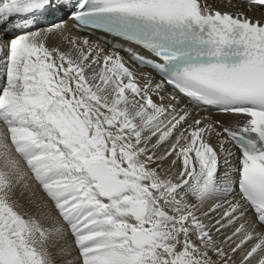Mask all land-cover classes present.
I'll list each match as a JSON object with an SVG mask.
<instances>
[{
  "label": "snow or ice",
  "instance_id": "snow-or-ice-1",
  "mask_svg": "<svg viewBox=\"0 0 264 264\" xmlns=\"http://www.w3.org/2000/svg\"><path fill=\"white\" fill-rule=\"evenodd\" d=\"M58 259L264 264V0H0V264Z\"/></svg>",
  "mask_w": 264,
  "mask_h": 264
},
{
  "label": "bare ground",
  "instance_id": "bare-ground-1",
  "mask_svg": "<svg viewBox=\"0 0 264 264\" xmlns=\"http://www.w3.org/2000/svg\"><path fill=\"white\" fill-rule=\"evenodd\" d=\"M218 7H219V9H222V10H225V11H233V12H235V11H239V10H243V8H244L243 5H241V6H239V7H228V8H226V7H224L222 4L218 5ZM249 15H256V16H259V15H261V13H260V12L249 13ZM69 25H70V23H69ZM58 264H60V260H59V259H58Z\"/></svg>",
  "mask_w": 264,
  "mask_h": 264
}]
</instances>
